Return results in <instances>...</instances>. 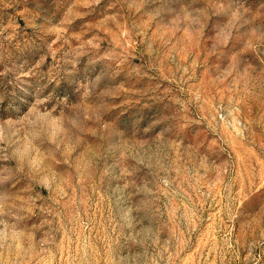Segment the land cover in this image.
<instances>
[{
	"label": "rangeland",
	"instance_id": "obj_1",
	"mask_svg": "<svg viewBox=\"0 0 264 264\" xmlns=\"http://www.w3.org/2000/svg\"><path fill=\"white\" fill-rule=\"evenodd\" d=\"M0 264H264V0H0Z\"/></svg>",
	"mask_w": 264,
	"mask_h": 264
}]
</instances>
